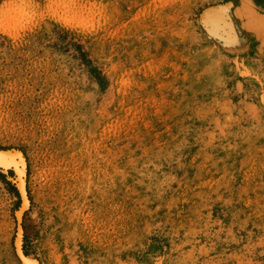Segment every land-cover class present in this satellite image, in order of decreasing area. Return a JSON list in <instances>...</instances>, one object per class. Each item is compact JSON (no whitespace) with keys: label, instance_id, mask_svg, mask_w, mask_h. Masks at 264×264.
<instances>
[{"label":"rangeland","instance_id":"obj_1","mask_svg":"<svg viewBox=\"0 0 264 264\" xmlns=\"http://www.w3.org/2000/svg\"><path fill=\"white\" fill-rule=\"evenodd\" d=\"M60 1L0 0V264H264V0Z\"/></svg>","mask_w":264,"mask_h":264},{"label":"bare ground","instance_id":"obj_2","mask_svg":"<svg viewBox=\"0 0 264 264\" xmlns=\"http://www.w3.org/2000/svg\"><path fill=\"white\" fill-rule=\"evenodd\" d=\"M61 2V4H63V5H65V8H67L68 9V7L71 5V4H73V1H70V0H61L60 1ZM1 165V164H0ZM21 169V168H20ZM15 171H17V170H15ZM19 171V170H18ZM4 173H7V172H4ZM17 173V172H16ZM19 173V172H18ZM21 174V173H20ZM18 180V179H17ZM21 189H19V191H20ZM24 194H25V192H24ZM21 214V213H20ZM19 217H20V215H19ZM19 220V219H18ZM19 222V221H18ZM19 233H20V231H19ZM20 237V236H19ZM17 247V246H16ZM18 249V248H17Z\"/></svg>","mask_w":264,"mask_h":264}]
</instances>
